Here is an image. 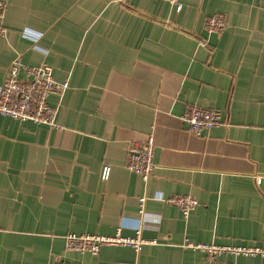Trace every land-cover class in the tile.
<instances>
[{
	"label": "crops",
	"instance_id": "0c3cea01",
	"mask_svg": "<svg viewBox=\"0 0 264 264\" xmlns=\"http://www.w3.org/2000/svg\"><path fill=\"white\" fill-rule=\"evenodd\" d=\"M181 1L0 0V85L18 58L69 83L49 98L57 127L0 114V264H264L184 246L264 249V0ZM216 14L227 28L208 33ZM187 106L223 124L194 135ZM149 137L144 181L128 147ZM175 195L198 205L185 216ZM141 197L140 250H66L69 233L135 236Z\"/></svg>",
	"mask_w": 264,
	"mask_h": 264
},
{
	"label": "built area",
	"instance_id": "2783aa9c",
	"mask_svg": "<svg viewBox=\"0 0 264 264\" xmlns=\"http://www.w3.org/2000/svg\"><path fill=\"white\" fill-rule=\"evenodd\" d=\"M167 1L174 6L176 12L182 11L183 3L181 0ZM4 9L5 5L0 3V21L3 19ZM226 28L227 19L223 14H216L205 22V30L208 33L220 34ZM6 31L4 27L0 26L1 35H5ZM22 70L25 73V78L21 77ZM68 87L69 83L67 81L59 82L54 78L53 69L49 64L28 66L23 65L19 58L15 59L9 66L4 82L0 85V114L19 121H30L38 125L57 127L56 116L59 106L51 105L49 98L51 95L63 97ZM181 120L187 130L194 135H201L205 130L223 124L220 111L198 106H187ZM154 148L153 137H149L142 143L133 142L128 147L127 168L130 172L140 175L144 181L152 176L156 168ZM164 201L178 206L185 216H188L198 205L196 198L189 195H175L164 198ZM139 202L142 208L138 219L139 225L135 229V236L127 237L120 233L113 236L69 233L64 237L66 250L93 255H98L104 246H126L140 250L147 243L142 236L146 198L141 197ZM184 246L205 252L211 262H216L224 253L264 256V249L222 247L209 243L193 244L188 240Z\"/></svg>",
	"mask_w": 264,
	"mask_h": 264
}]
</instances>
